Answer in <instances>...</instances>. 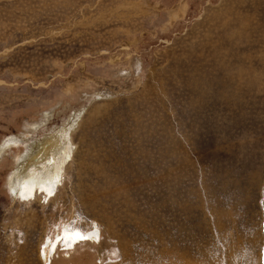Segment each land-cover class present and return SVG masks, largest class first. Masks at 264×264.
<instances>
[{
	"label": "rangeland",
	"instance_id": "1",
	"mask_svg": "<svg viewBox=\"0 0 264 264\" xmlns=\"http://www.w3.org/2000/svg\"><path fill=\"white\" fill-rule=\"evenodd\" d=\"M0 264H264V0H0Z\"/></svg>",
	"mask_w": 264,
	"mask_h": 264
},
{
	"label": "bare ground",
	"instance_id": "2",
	"mask_svg": "<svg viewBox=\"0 0 264 264\" xmlns=\"http://www.w3.org/2000/svg\"><path fill=\"white\" fill-rule=\"evenodd\" d=\"M66 128L62 130H66ZM60 144L61 141L57 138V135L47 137L39 144V148L34 155L29 158L26 156V161L24 160L9 177V183L14 194L27 200L33 196L35 189L42 190L47 195L52 193L54 186L59 182L62 166L70 155V147L68 150L66 145L65 147L61 145L64 147L61 148ZM62 235L64 240L71 244L78 242L84 236L79 231L71 232L66 229L62 231ZM42 250L43 256L47 258L46 248H42Z\"/></svg>",
	"mask_w": 264,
	"mask_h": 264
}]
</instances>
